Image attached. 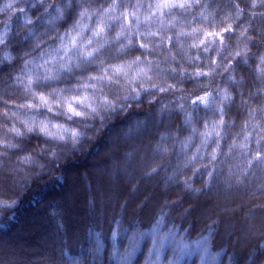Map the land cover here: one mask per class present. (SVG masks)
<instances>
[{"label": "clouds", "instance_id": "clouds-1", "mask_svg": "<svg viewBox=\"0 0 264 264\" xmlns=\"http://www.w3.org/2000/svg\"><path fill=\"white\" fill-rule=\"evenodd\" d=\"M257 18L264 19V0H0V70L16 69L9 74L16 99L0 94V167L14 152L13 167H43L41 156L91 139L96 122L104 128L143 113L121 126L126 135L179 114L180 125L156 141L166 138L160 151L177 158L178 172L231 157L240 182L253 159L264 168V24ZM207 187L184 176L194 196ZM250 196L264 209V178Z\"/></svg>", "mask_w": 264, "mask_h": 264}, {"label": "trees", "instance_id": "trees-1", "mask_svg": "<svg viewBox=\"0 0 264 264\" xmlns=\"http://www.w3.org/2000/svg\"><path fill=\"white\" fill-rule=\"evenodd\" d=\"M254 22L261 25L264 19ZM15 70L7 65L0 70V94L9 101L16 99L9 82ZM5 107L11 109L13 104ZM155 107L148 105L153 111ZM133 115L143 113L117 116L104 128L96 122V128L87 130L91 139L84 138L76 147L62 145L54 158L41 156L43 167L15 168L11 159L20 153H12L0 167V239L14 235L26 218L38 212L49 222L54 264H264V209L256 207L261 200L250 196L264 178L259 161L253 159L240 182H234L231 174L237 163L231 157L208 169L180 173L175 168L177 158L160 151L166 138L156 143L158 132L180 125L179 114L171 120L165 114L163 123L157 119V126L149 123L147 131L141 125L119 135ZM38 139L25 141L22 151H29ZM110 146H116L117 152L100 160V169L116 188L114 202L106 200L105 193L111 191L104 183L91 177V170L99 166L98 156ZM185 175H191L194 186L207 182L208 187L192 195L184 188ZM70 177L81 192L78 211L83 218L76 242L62 207ZM227 199L234 210L221 214L209 210L213 203ZM241 223L257 226L246 241L240 237Z\"/></svg>", "mask_w": 264, "mask_h": 264}, {"label": "rangeland", "instance_id": "rangeland-1", "mask_svg": "<svg viewBox=\"0 0 264 264\" xmlns=\"http://www.w3.org/2000/svg\"><path fill=\"white\" fill-rule=\"evenodd\" d=\"M117 152L116 146H110L104 153H101L96 164L98 167L91 170V177L95 182H103L107 190L111 191L110 194H106V200L110 202L115 201V186L110 185L109 182L104 177V172L100 169V160L107 158ZM19 180H17L18 183ZM70 185L68 186L66 192L68 198L64 201L63 208L67 216L68 227L73 231L74 241H78V227L83 218V215L78 209L81 206V192L78 189L73 177H70ZM13 183V182H12ZM15 184V182L13 183ZM108 191V192H109ZM72 197V199H71ZM73 197L79 201L76 204ZM130 198V197H129ZM228 199L219 203H213L209 209L211 212L225 213L230 212L231 209L227 206ZM232 222L227 223V227H230ZM49 222L46 220L44 214L35 212L32 217H28L24 220L23 225L20 230L14 235L8 236L6 238L0 239V264H54L52 261V233ZM241 228L244 232L241 234V239L243 241L248 240L257 226L256 225H246L241 223Z\"/></svg>", "mask_w": 264, "mask_h": 264}, {"label": "snow or ice", "instance_id": "snow-or-ice-1", "mask_svg": "<svg viewBox=\"0 0 264 264\" xmlns=\"http://www.w3.org/2000/svg\"><path fill=\"white\" fill-rule=\"evenodd\" d=\"M157 224H159V222H157Z\"/></svg>", "mask_w": 264, "mask_h": 264}]
</instances>
